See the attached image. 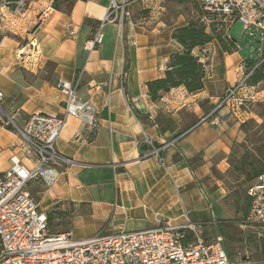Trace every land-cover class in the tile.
<instances>
[{"label":"crops","instance_id":"0c3cea01","mask_svg":"<svg viewBox=\"0 0 264 264\" xmlns=\"http://www.w3.org/2000/svg\"><path fill=\"white\" fill-rule=\"evenodd\" d=\"M133 1L130 24L121 30L106 26L102 45L90 54L83 46L109 0L76 2L69 12L55 11L38 25L48 5L39 0L28 4L18 31L0 27L2 108L17 126L34 114L63 115L64 97L56 89L60 81L77 84V98L95 110L94 131L68 118L56 142L57 151L74 164L60 168L50 188L39 182L27 187L47 216L55 213L52 223L69 224L68 231L57 234L71 232L77 241L187 221L214 226L213 206L226 196L214 174L229 171L232 147L244 142L228 108L206 118L247 71L239 49L225 52L216 41L195 49L193 55L206 65L204 89L194 95L173 89L152 102L147 84L163 78L170 57L182 52L172 36L192 18L161 0ZM196 19L208 22L204 16ZM225 36L229 39L228 32ZM260 68L264 74V62ZM250 90L253 103L264 104V79ZM252 118L260 122L262 116ZM146 137L154 147L175 139L163 153V166L154 157H141ZM14 153L25 167L33 166L18 137L0 123V175L9 170ZM75 229L90 234L75 238Z\"/></svg>","mask_w":264,"mask_h":264},{"label":"built area","instance_id":"2783aa9c","mask_svg":"<svg viewBox=\"0 0 264 264\" xmlns=\"http://www.w3.org/2000/svg\"><path fill=\"white\" fill-rule=\"evenodd\" d=\"M166 1L198 5L204 12L225 23L238 21L249 37H254V31L264 32V0ZM133 2L109 0L103 20L83 46L85 53L90 54L102 45L106 26L114 25L121 30L125 23L130 24L128 7ZM27 8V0L14 3L3 0L0 27L11 34L18 31V21ZM54 12L52 4H48L39 13L37 24L47 22ZM259 58V63L227 88L206 118L228 108L233 118L243 121L248 115L249 104L254 101L247 90L248 79L264 62V55H259ZM56 89L64 97L63 115L34 114L22 126H17L3 110L4 94L0 90V123L18 137L24 156L34 159L33 166L27 168L14 153L9 160V170L0 175V264H256L251 259L230 261L223 239L208 237L206 231L209 225L201 222L187 221L182 225H165L155 230L110 235L98 233L83 241L75 240L71 232L52 233L46 214L27 190L28 184L39 182L50 188L61 174L59 169L74 164L72 159L56 149V142L68 118L78 120L91 132L97 127L92 105L77 98V84L60 81ZM174 143L175 139L154 147L152 139L146 137L142 143L146 150L140 155L142 158L154 157L163 166V153ZM247 196L250 206L242 224L246 228L264 231V173L249 188Z\"/></svg>","mask_w":264,"mask_h":264},{"label":"rangeland","instance_id":"374dc122","mask_svg":"<svg viewBox=\"0 0 264 264\" xmlns=\"http://www.w3.org/2000/svg\"><path fill=\"white\" fill-rule=\"evenodd\" d=\"M39 0H27L28 4L35 3ZM44 4H53V0H42ZM162 4L168 8L187 15L189 18L196 19L199 16H204L208 21V25H213L217 33L223 32L224 36L229 35V39L235 41V46L241 52V56L246 55V59L257 64L260 62L259 55H264V32L254 31V37H249L243 31L242 25L235 21L233 24L222 22L219 18L204 12L198 5L191 3H176L172 1L161 0ZM1 2V0H0ZM77 0H59L61 9L63 11L73 7ZM188 19V20H192ZM226 37V36H225ZM247 90L250 86L247 83ZM255 102L249 104L248 115L243 118V121H237L229 113L233 123L241 126L247 124V139L248 148L256 150L261 139L264 140V104ZM253 116H262L259 122L253 119ZM259 127V128H258ZM242 132V131H241ZM244 135V141L246 135ZM242 152V150H241ZM214 178L222 184L225 198L221 199L213 206L215 214L214 226L208 228L206 235L210 238L221 237L224 241L227 256L230 261L238 262L243 259H251L253 263L264 264V231L253 228H246L243 226L244 221V207L245 196L251 187L252 183H242V181L235 175L227 171L224 174H214ZM249 209V208H248ZM52 233H58L64 229L65 224L53 222L49 224ZM90 234L88 229H75L74 237L80 238ZM260 234L261 236H259Z\"/></svg>","mask_w":264,"mask_h":264},{"label":"trees","instance_id":"16d2710c","mask_svg":"<svg viewBox=\"0 0 264 264\" xmlns=\"http://www.w3.org/2000/svg\"><path fill=\"white\" fill-rule=\"evenodd\" d=\"M14 3L17 0H4ZM88 2L90 0H77ZM55 11H63L59 0H53L52 4ZM2 35L0 33V40ZM173 41L182 48L180 54H173L170 57L168 67L164 77L151 81L147 84L148 95L152 102H158L162 95L169 93L173 89L184 88L189 94H197L204 89V80L206 77V65L200 62V59L193 55L195 49H203L210 43L218 42L225 52H231L235 49L234 43L227 39L223 32L217 33L213 25H208L201 19L188 20L186 26L177 29L172 36ZM254 63L245 58V68L251 70ZM264 74L259 67L248 79V86L252 87L262 82ZM247 124L241 126V131L246 135V139L241 144H235L228 160L230 173L237 176L242 183H254L256 179L264 173V140L259 141L256 150L248 148ZM259 128V127H258ZM145 147H141V152ZM242 150V152H241ZM252 186V185H251ZM250 206V198L245 196L244 216L247 215ZM54 212L47 216V224L52 223ZM50 230V227H49ZM65 231L69 230V224L65 223ZM51 231V230H50ZM57 234V233H54Z\"/></svg>","mask_w":264,"mask_h":264},{"label":"water","instance_id":"95a60500","mask_svg":"<svg viewBox=\"0 0 264 264\" xmlns=\"http://www.w3.org/2000/svg\"><path fill=\"white\" fill-rule=\"evenodd\" d=\"M232 42L235 44V41L232 40ZM243 58H246V55H243Z\"/></svg>","mask_w":264,"mask_h":264}]
</instances>
